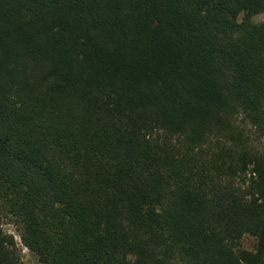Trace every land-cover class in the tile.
Returning <instances> with one entry per match:
<instances>
[{"label": "trees", "instance_id": "trees-1", "mask_svg": "<svg viewBox=\"0 0 264 264\" xmlns=\"http://www.w3.org/2000/svg\"><path fill=\"white\" fill-rule=\"evenodd\" d=\"M262 14L0 0V264H264Z\"/></svg>", "mask_w": 264, "mask_h": 264}, {"label": "rangeland", "instance_id": "rangeland-1", "mask_svg": "<svg viewBox=\"0 0 264 264\" xmlns=\"http://www.w3.org/2000/svg\"><path fill=\"white\" fill-rule=\"evenodd\" d=\"M260 23H264V14L252 18L253 27ZM263 151H264V141H263ZM2 230L6 235L14 238V241L17 244V249L20 252L21 264H37L36 258L33 257V255L22 246L16 228L8 220L3 221ZM254 247H255V239L251 237H244L242 239L241 241L242 249L247 251H253Z\"/></svg>", "mask_w": 264, "mask_h": 264}]
</instances>
